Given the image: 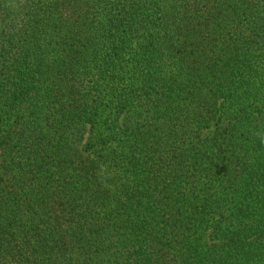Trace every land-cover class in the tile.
<instances>
[{"label": "trees", "instance_id": "trees-1", "mask_svg": "<svg viewBox=\"0 0 264 264\" xmlns=\"http://www.w3.org/2000/svg\"><path fill=\"white\" fill-rule=\"evenodd\" d=\"M0 264H264V0H0Z\"/></svg>", "mask_w": 264, "mask_h": 264}]
</instances>
